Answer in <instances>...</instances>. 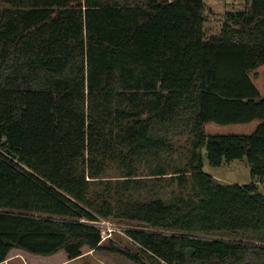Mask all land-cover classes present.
Masks as SVG:
<instances>
[{"label":"trees","instance_id":"obj_1","mask_svg":"<svg viewBox=\"0 0 264 264\" xmlns=\"http://www.w3.org/2000/svg\"><path fill=\"white\" fill-rule=\"evenodd\" d=\"M245 1L208 35L205 0H0V264L13 249L74 259L85 247L139 264H264L259 181L203 170L205 156L247 158L264 182L252 77L264 0ZM254 120L250 133L206 131ZM111 218L140 254L102 245Z\"/></svg>","mask_w":264,"mask_h":264},{"label":"rangeland","instance_id":"obj_2","mask_svg":"<svg viewBox=\"0 0 264 264\" xmlns=\"http://www.w3.org/2000/svg\"><path fill=\"white\" fill-rule=\"evenodd\" d=\"M212 8L207 10L206 33L208 35L217 34L222 31L225 21V12L227 10H237L247 8L245 0H207ZM264 74V72H263ZM258 83L264 88V78ZM237 125V124H235ZM249 125V124H238ZM239 127V126H238ZM246 127V126H244ZM241 128H228V125L211 122L207 126L208 133H243ZM252 132V131H250ZM249 133V132H246ZM188 136L175 138L179 145V151L176 154V159L179 163L184 164L189 156V144H187ZM203 170L214 175L223 184L239 183L245 184L253 181H259L260 191L264 193V182H261L252 174L251 165L247 158L225 161L221 165H213L204 158ZM167 194L171 190L179 191L180 187L177 182L167 181ZM103 246L115 245L121 249L129 250L140 254V248L132 238L126 233L128 224L118 222L116 219H106L102 221ZM220 236V235H217ZM3 264H139L122 253L112 252L107 249H90L85 247L83 254L77 258L69 259L64 251H59L53 255L41 256L27 253L20 249H13L8 259Z\"/></svg>","mask_w":264,"mask_h":264},{"label":"crops","instance_id":"obj_3","mask_svg":"<svg viewBox=\"0 0 264 264\" xmlns=\"http://www.w3.org/2000/svg\"><path fill=\"white\" fill-rule=\"evenodd\" d=\"M206 4H207V10L208 8H212L214 9L213 7H211V5L207 2V0H205ZM215 10V9H214ZM264 64L263 65H260L257 69L254 70L253 74H252V77H253V80L254 82L256 83V85L258 86L261 94L264 96V88L260 86V84L258 83L259 80L263 79L264 78ZM255 73L258 74L257 77H255ZM259 120H254L252 122H249V123H246V124H249V125H235V124H229L228 125V128H241L243 130H240V132H243V133H246V132H249L250 131H253L256 126L259 124ZM211 123V122H210ZM209 123L206 124V131H207V126H208ZM239 126V127H238ZM246 126V127H244Z\"/></svg>","mask_w":264,"mask_h":264},{"label":"water","instance_id":"obj_4","mask_svg":"<svg viewBox=\"0 0 264 264\" xmlns=\"http://www.w3.org/2000/svg\"><path fill=\"white\" fill-rule=\"evenodd\" d=\"M187 252L190 253V254H192V253L194 252V250H193L192 248H189V249L187 250Z\"/></svg>","mask_w":264,"mask_h":264},{"label":"built area","instance_id":"obj_5","mask_svg":"<svg viewBox=\"0 0 264 264\" xmlns=\"http://www.w3.org/2000/svg\"><path fill=\"white\" fill-rule=\"evenodd\" d=\"M106 219H102L99 221V225L101 224L102 221H105ZM100 227L102 228V226L100 225ZM103 231V230H102ZM103 234V233H102Z\"/></svg>","mask_w":264,"mask_h":264}]
</instances>
